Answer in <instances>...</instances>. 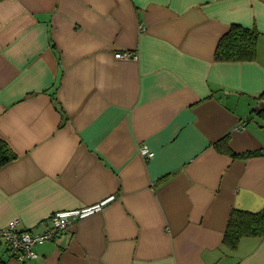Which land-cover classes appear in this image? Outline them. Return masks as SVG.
Here are the masks:
<instances>
[{"label": "crops", "instance_id": "crops-1", "mask_svg": "<svg viewBox=\"0 0 264 264\" xmlns=\"http://www.w3.org/2000/svg\"><path fill=\"white\" fill-rule=\"evenodd\" d=\"M233 25L253 60H216ZM263 93L264 0H0V229L102 205L0 264H264L224 241L264 208Z\"/></svg>", "mask_w": 264, "mask_h": 264}, {"label": "trees", "instance_id": "trees-1", "mask_svg": "<svg viewBox=\"0 0 264 264\" xmlns=\"http://www.w3.org/2000/svg\"><path fill=\"white\" fill-rule=\"evenodd\" d=\"M257 33L255 30L233 25L218 42L215 58L218 61L240 62L255 58ZM264 98V93L261 95ZM229 151V149L227 148ZM233 154V153H231ZM234 155V154H233ZM246 153L241 156H249ZM14 159L7 146L0 144V167ZM243 236H264V208L258 212L233 210L229 216L224 241L228 247L235 248Z\"/></svg>", "mask_w": 264, "mask_h": 264}, {"label": "built area", "instance_id": "built-area-1", "mask_svg": "<svg viewBox=\"0 0 264 264\" xmlns=\"http://www.w3.org/2000/svg\"><path fill=\"white\" fill-rule=\"evenodd\" d=\"M114 57L119 60L136 59L134 52H118ZM141 155L146 158H152L153 152L146 147H142ZM102 205H94L74 211L56 212L48 220L47 230L42 233H32L29 231H21L18 228L19 221L13 220L7 226L0 229V243L7 248L11 258L17 261H27L35 259L37 254L34 248L46 242L54 241L59 235L68 232L71 226L80 218H83L95 211H98Z\"/></svg>", "mask_w": 264, "mask_h": 264}]
</instances>
